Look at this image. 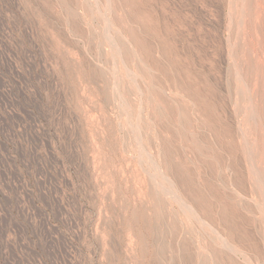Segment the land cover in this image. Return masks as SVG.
Instances as JSON below:
<instances>
[{
    "label": "rangeland",
    "instance_id": "rangeland-1",
    "mask_svg": "<svg viewBox=\"0 0 264 264\" xmlns=\"http://www.w3.org/2000/svg\"><path fill=\"white\" fill-rule=\"evenodd\" d=\"M0 264H264V0H0Z\"/></svg>",
    "mask_w": 264,
    "mask_h": 264
}]
</instances>
